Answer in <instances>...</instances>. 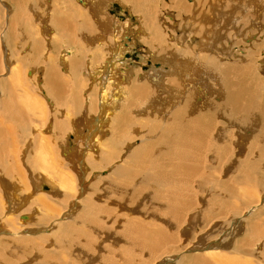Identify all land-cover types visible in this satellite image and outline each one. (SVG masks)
<instances>
[{
	"label": "bare ground",
	"instance_id": "obj_1",
	"mask_svg": "<svg viewBox=\"0 0 264 264\" xmlns=\"http://www.w3.org/2000/svg\"><path fill=\"white\" fill-rule=\"evenodd\" d=\"M16 1L0 0V264H264V0H172L184 33L158 0Z\"/></svg>",
	"mask_w": 264,
	"mask_h": 264
},
{
	"label": "rangeland",
	"instance_id": "obj_2",
	"mask_svg": "<svg viewBox=\"0 0 264 264\" xmlns=\"http://www.w3.org/2000/svg\"><path fill=\"white\" fill-rule=\"evenodd\" d=\"M9 1V0H8ZM14 1H16V0H13V2ZM170 1L172 2V3H170ZM159 2H160V5H159ZM191 5H194L195 4V2L193 1V2H191V1H188ZM1 4H2V2H0ZM15 4H17V1L15 2ZM111 4V5H110ZM114 4V5H113ZM153 4V3H152ZM163 6H162V5ZM173 4V5H172ZM176 4V5H175ZM158 9H159V12L160 13H165V11L166 12H169V13H171V12H173V15H174V17L175 18H177L178 20H174V23H172V25H174L173 27L174 28H176V29H174V31H176V30H178L179 32H183L184 33V29H188V31L190 32V30H189V28H192V27H188V26H191V25H187L186 23H184L185 21H187L188 19V17H186V7L184 8V7H181L180 5H179V3H178V1H176V3H174L172 0H158ZM165 5V6H164ZM143 6L145 7L144 9H145V12H146V14H148V13H150L151 12V8H150V6H149V4L144 0L143 1ZM154 5H152V7H153ZM161 6V7H160ZM174 6V7H173ZM179 6V7H178ZM195 6V5H194ZM241 6V5H240ZM165 7H167V9H165ZM177 7V8H176ZM242 7V6H241ZM178 8H180V9H178ZM245 9H247L246 7H244ZM105 10H106V14L107 15H109V16H111L112 18H114L115 20H117L118 19V21L120 20H125L124 18L126 17V16H128V14H127V10H125L126 8H123L122 6H121V4L120 3H118L117 4V2H111V3H109V5H107V6H105V8H104ZM162 9V10H161ZM172 10V11H171ZM177 10V12H178V14H177V12H175V11ZM182 10V11H181ZM229 12V11H228ZM1 13V12H0ZM45 13L46 12H42V14L43 15H45ZM180 13H184V14H180ZM228 15H230V13L228 14ZM1 16V15H0ZM183 17V18H181V17ZM2 17V16H1ZM179 17V18H178ZM127 18V17H126ZM157 18H159V17H157ZM185 18V21L183 20ZM153 19H156V18H153ZM180 19V20H179ZM234 20L232 21L233 22V24H235L237 21H238V18L237 17H234L233 18ZM183 21V22H182ZM2 22L0 21V25L2 26V24H1ZM34 23H35V21H33V25H34ZM178 24V27H177V24ZM182 24H183V26H182ZM36 26H38V28H35V29H37V30H40L41 28V26L39 27V25H41V24H39V22H36V24H35ZM34 25V26H35ZM186 25H187V27H186ZM184 28V29H183ZM183 29V30H182ZM40 33V32H39ZM191 38V37H190ZM189 38V36H187V38L185 37V39L187 40V42H188V44L189 45H191V47H197V44L196 43H198L199 44V39L198 38H192V40ZM16 39V40H15ZM127 40V42H130V39H126ZM14 41V43L16 42V41H19L20 43H21V45H22V41L20 40V37L19 36H14V33H13V38H12V42ZM10 44V50H11V53H12V56L13 55H16V57H18V58H20V53H16V52H18L19 50H20V48H17L16 46H15V44ZM194 43L196 44V45H194ZM239 45V46H237V45ZM187 45V44H186ZM13 46H15V47H13ZM23 46V45H22ZM22 46H20L21 47V50H22ZM188 46V45H187ZM227 46H230V47H227ZM236 46V47H235ZM198 47H200L199 45H198ZM225 48H226V50L223 52V53H221V55L223 56V58L225 59L226 57H229V58H226L228 61H230L231 59V61H234L233 59L234 58H236L237 59V57H236V54H238L239 52L237 51L239 48H242L243 49V47H242V44H240V43H236V42H232V43H227V45L225 46ZM13 49H14V51H13ZM15 49H17V50H15ZM230 49V50H229ZM232 49V50H231ZM125 52V55L126 56H124V58H123V61L120 63V64H122V63H126L127 61H129L131 64H133V62L134 61H139V58L141 57V55H140V52H141V50L140 49H136V50H131V49H123ZM128 53H127V52ZM217 53H219L217 50H215ZM130 53H131V55H130ZM232 53V54H231ZM231 54V55H230ZM19 55V56H18ZM235 55V56H234ZM11 56V57H12ZM34 57H35V55H34ZM64 57H67L66 55H64ZM234 57V58H233ZM126 60V61H125ZM141 61V60H140ZM139 61V62H140ZM139 62L138 63H136V64H139ZM149 65H152V64H149ZM149 65H147L146 67L147 68H145V67H143V70L146 72V70L148 71L151 67H149ZM160 66V64H157V67H159ZM157 67H155V68H157ZM137 68V67H136ZM154 68V69H155ZM27 69V68H26ZM24 67H23V71L24 72H26V75H28V72H29V74L31 73V71H32V69H27L26 70ZM61 70V69H60ZM66 70H68V69H66ZM69 71V70H68ZM30 83V82H29ZM28 85V84H27ZM37 86L38 88H41V84H38V83H32V84H30V85H28L29 87L31 86L32 88H33V90H34V88H35V86ZM97 86H92L91 88H90V92L89 93H92L93 92V90L95 91V89L94 88H96ZM90 112V111H89ZM92 112H94V113H92ZM95 113H96V111H93V109H91V115H95ZM105 118V119H104ZM105 120H106V116L105 117H103V118H100L99 119V121L98 120H96L93 124H95L96 126H100V124H101V122L103 123V121L105 122ZM98 121V122H97ZM97 122V123H96ZM99 123V124H98ZM34 138H37L36 137V134H35V136H33ZM133 141V140H132ZM84 161H85V159H84ZM88 168H90V166H89V164H88ZM88 172H90V171H88ZM98 173V174H97ZM100 173V174H99ZM98 175H100V176H98ZM105 175H108V172L106 173V172H104V174H103V172H96L94 175H92L90 178V180H95V178H99V177H103V176H105ZM92 177H94V179L92 178ZM208 187H210L211 186V184H209V185H207ZM239 238H242V236H240ZM191 255V254H190ZM187 256H189V255H187Z\"/></svg>",
	"mask_w": 264,
	"mask_h": 264
}]
</instances>
